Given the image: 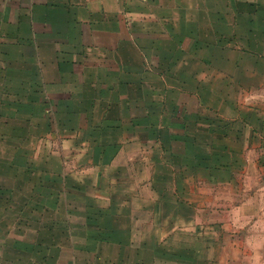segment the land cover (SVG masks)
Returning <instances> with one entry per match:
<instances>
[{"label": "crops", "instance_id": "1", "mask_svg": "<svg viewBox=\"0 0 264 264\" xmlns=\"http://www.w3.org/2000/svg\"><path fill=\"white\" fill-rule=\"evenodd\" d=\"M263 15L264 0H0V118L3 104L25 108L32 126L46 121V135H61L62 154L44 158L77 162L46 173L48 181L70 179L68 201L19 204L0 185V264H182L164 245L165 226L183 218L166 215L164 201H154V216L145 201L135 214L128 195L115 194L130 185L117 182L151 147L184 145V126L212 152L209 126L192 116L219 112L209 95L225 94L204 81L229 77L230 49L255 47L250 35L264 30ZM19 153L0 157L1 179Z\"/></svg>", "mask_w": 264, "mask_h": 264}, {"label": "rangeland", "instance_id": "2", "mask_svg": "<svg viewBox=\"0 0 264 264\" xmlns=\"http://www.w3.org/2000/svg\"><path fill=\"white\" fill-rule=\"evenodd\" d=\"M259 22V26L264 27V15ZM251 26L255 27V24ZM250 37L254 39L252 44L255 47L230 49L231 63L227 79L215 72L213 78L204 81L209 88L212 86L215 93L225 94L220 97L209 95L208 105L220 109L219 112L201 109L192 116L193 119H217L213 124L206 121L200 123L214 131L219 126L228 130L227 143L232 152L221 163L229 166V169L212 173L213 177L202 172L201 175L193 174L180 159L187 155V149L190 154H193V150L206 154L208 149L200 143L194 148L191 145H176L174 151L166 144L163 147H151L147 153L149 159L146 157L143 160V153L140 152L138 155L141 159L128 161L134 162L130 167L134 172L127 170L125 175L119 177L121 181L117 182L130 185V191L116 190L115 194L117 200L126 199L124 195L127 194L135 204V214L145 207L142 208L141 201H145L146 205L151 203V207L154 201H164L167 203L164 208L166 215L183 218L182 223L165 226L171 235L166 237L164 245L168 254H182V264H258L264 256V252L258 253V250H264V30L255 31ZM10 96L5 94L7 98ZM11 97L25 99L24 96ZM7 106L9 104L1 105L0 157L13 154L18 149L22 159L15 161L17 166L12 164L6 178H0V185L13 190L3 197L19 204L30 197L39 201L72 199L70 195L75 193L69 191L73 186L70 179L64 182L63 178L46 179L48 169L53 168L57 174L64 165L68 169L77 163L76 160H70L64 164V160L44 158L52 152L62 154L61 135H46V121L42 122L39 129L35 128L29 122L28 110L22 108L14 111V107L11 109ZM18 114L19 117L13 118V115ZM44 115L41 110L37 112L39 118ZM218 119H222L223 124ZM194 131L196 129L185 132L192 139ZM197 133L199 140L206 139L207 136H203L206 134ZM173 156L179 158L173 160ZM214 161L211 160L210 165L214 166ZM47 162L48 166L44 164ZM1 163L4 168L8 167L2 160ZM141 165L144 170L139 175L137 170ZM105 179L102 184L108 182ZM43 184L53 185L54 190H34ZM15 187L20 191H15ZM60 210L55 209L58 212L55 215L62 213ZM153 212V207L151 212L148 210L151 216H154Z\"/></svg>", "mask_w": 264, "mask_h": 264}, {"label": "trees", "instance_id": "3", "mask_svg": "<svg viewBox=\"0 0 264 264\" xmlns=\"http://www.w3.org/2000/svg\"><path fill=\"white\" fill-rule=\"evenodd\" d=\"M217 120V119H216ZM211 121L210 118H201L198 117L197 121L201 122V121H206L209 123H215V121ZM218 121L223 124V120L222 119H218ZM205 129V133L209 134V136L212 138L213 140V144L211 146L212 152L211 153H195V154H190L189 150L187 149V155L184 156L182 159L183 164L185 167L190 168L191 171H193L194 173H206V175H209V177H213L212 173H218L220 170H226L229 169V166H226L224 164H222L221 162L223 160L226 159L227 154H231L232 151H230L229 149V145H228V139H229V135H228V130L224 127V126H219L217 128V130H212V128ZM183 131H187L189 130V127L184 126L182 128ZM202 130V129H200ZM152 136L159 138L161 136V132L157 133L155 131H153ZM185 137H181L178 140H181V142H183L184 145H191L193 148L195 147V144L192 142V139L189 138L188 135H184ZM179 157H175L174 159H177ZM211 160H215L214 161V166L210 165ZM220 164V165H217Z\"/></svg>", "mask_w": 264, "mask_h": 264}]
</instances>
